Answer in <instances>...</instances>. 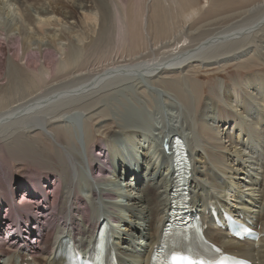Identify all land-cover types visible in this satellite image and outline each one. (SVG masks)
Masks as SVG:
<instances>
[{
	"label": "bare ground",
	"instance_id": "1",
	"mask_svg": "<svg viewBox=\"0 0 264 264\" xmlns=\"http://www.w3.org/2000/svg\"><path fill=\"white\" fill-rule=\"evenodd\" d=\"M262 67L264 0H0V148L34 170L13 180L0 161V264H65L57 243L73 234L86 251L102 207L118 263L149 264L175 180L169 156H153L173 135L189 144L190 212L208 219V239L264 264V236L234 241L209 218L220 202L264 234Z\"/></svg>",
	"mask_w": 264,
	"mask_h": 264
},
{
	"label": "rangeland",
	"instance_id": "2",
	"mask_svg": "<svg viewBox=\"0 0 264 264\" xmlns=\"http://www.w3.org/2000/svg\"><path fill=\"white\" fill-rule=\"evenodd\" d=\"M210 0H199V2L201 3V4H203V5H205V6H207V4H208V2H209ZM198 16V17H197ZM200 18L201 16L200 15H196L195 17H194V19L196 20L197 18ZM176 19L177 18V20L179 21L180 20V18L178 17V15L177 14H174L173 15V19ZM194 19H191L190 21H192V20H194ZM258 68H260V67H255L254 68V70H253V68L252 69H250L249 71H247V72H237V74L235 73V70H233V71H231V73H229V74H225L226 76H224V80L225 81H230L231 79H237V80H243L242 78L246 75V74H249V73H254V72H258ZM261 72H263L264 73V67H262L261 68V70H260ZM200 76V75H199ZM234 77V78H233ZM202 78V79H201ZM199 81H201L202 83H204V85H205V87L207 88V86L209 87V86H211L212 84H214L217 80V78L216 79H214V77H211V76H209V75H207V76H205L204 75V77L203 76H201L200 78H197ZM115 93V96L117 97L118 95H120V90H119V92H113V94ZM118 94V95H117ZM205 95V94H204ZM203 95V96H204ZM107 100V101H106ZM112 100H114V99H112V98H108V99H105L104 101H103V103H101V105L102 104H104V103H108L109 104V102L111 101L112 102ZM111 102H110V104L107 106L106 104H105V108H107V111L108 112H106V113H108L109 114V117H111V113H112V115H113V113H115V112H113V109H115L114 107V105L112 104L111 105ZM116 103H118V102H116ZM112 107H111V106ZM116 105H118V104H116ZM110 108V109H109ZM167 112V111H166ZM167 124H169L168 122H167ZM89 127L91 128V127H93L92 125H89ZM92 129V128H91ZM115 130H117L116 129V127H109V128H107L106 130H105V132H104V134H105V136L107 137V138H109L110 137V135H111V133H113V132H115ZM174 130H176L175 132H177V129L176 128H174ZM154 136H150V139H151V141L153 142L155 139L153 138ZM100 139H102V137H100V136H98V141L100 140ZM0 152L2 153H0V161H1V163H2V165H3V167L1 166V168H4V170H7V171H9L10 173H11V175H12V179L13 180H17V179H24V178H27V177H32V172H34V170L32 169L33 167H32V165H30V164H28V163H25V162H23V163H17V162H14V161H12L11 160V158H6L5 157V154L3 153V149L2 148H0ZM5 157V158H4ZM0 163V164H1ZM46 189V188H45ZM134 192H137V191H134ZM20 194L21 193H18V195L16 196L17 198H15V200H17V201H19L20 199H21V197H20ZM19 198V199H18ZM24 202H27V200H23V202H21V203H24ZM27 204L28 203H24V204H20L19 206H16V207H11L10 208V211L12 210V209H14V212L15 211H17V210H26L27 209ZM234 205H236L235 203H233ZM11 206V204H9V207ZM23 206V207H22ZM18 207V208H17ZM6 208V207H5ZM45 214H47V212L45 213ZM0 215H1V213H0ZM3 215V214H2ZM50 217V216H49ZM2 236H9V233H2L1 234ZM32 238H33V235H32ZM33 239H31L30 241H32ZM0 260H1V258H0Z\"/></svg>",
	"mask_w": 264,
	"mask_h": 264
},
{
	"label": "snow or ice",
	"instance_id": "3",
	"mask_svg": "<svg viewBox=\"0 0 264 264\" xmlns=\"http://www.w3.org/2000/svg\"><path fill=\"white\" fill-rule=\"evenodd\" d=\"M177 259H181V260H187L188 261V264H192V261L189 260V258L187 256H180V257H177V256H173L172 257V260L175 261ZM201 264H203V262H201Z\"/></svg>",
	"mask_w": 264,
	"mask_h": 264
}]
</instances>
